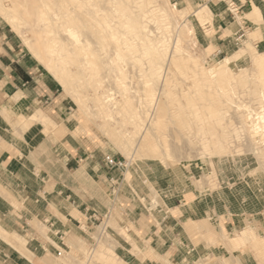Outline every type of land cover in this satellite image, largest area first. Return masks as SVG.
Here are the masks:
<instances>
[{
	"label": "rangeland",
	"instance_id": "1",
	"mask_svg": "<svg viewBox=\"0 0 264 264\" xmlns=\"http://www.w3.org/2000/svg\"><path fill=\"white\" fill-rule=\"evenodd\" d=\"M96 3L0 0L8 59L52 87L0 95V264H264V0H122L115 35ZM66 135L100 157L90 180H63Z\"/></svg>",
	"mask_w": 264,
	"mask_h": 264
},
{
	"label": "crops",
	"instance_id": "2",
	"mask_svg": "<svg viewBox=\"0 0 264 264\" xmlns=\"http://www.w3.org/2000/svg\"><path fill=\"white\" fill-rule=\"evenodd\" d=\"M252 6L253 7L250 9V11L243 13V15L240 16V18L244 19L245 23H250L253 26V24H254L253 21L251 19L247 18V16H245V15H249V13H251L253 16H255V18H258V13L254 10V5H252ZM238 10H239V12H241V10H244L243 4L239 5ZM260 15H261V13H260ZM229 17H230V19H229L230 21H229V23H227V28L231 24L235 23V21H236L235 13H233V11L229 12ZM227 28H224V29L226 30ZM220 33H223V31H221ZM2 34H3V36H2L3 39H1V26H0V95L3 91L5 94L8 95L11 90H14V91L16 90V92L20 91L21 94H23L27 97H30L32 99V101L36 99L35 102L36 101L39 103L44 102V99H47L48 96L51 95V92H52V90H51L52 87L48 84L49 81H47L44 78V73L41 72L39 69H37L36 66H34L32 64H28V65L22 64L21 62H19V60L10 61L8 59V56L15 49H14V47H11V45L7 42L8 37L5 35V32H2ZM217 35H220V34H217ZM218 37H219L218 38L219 40L224 39L225 42H226V39H227V41L229 39L228 34H226L224 37H222V36H218ZM222 44H225V43H221L219 45L222 46ZM46 85H47V87H46ZM68 135H66L64 137V142L66 141L65 143H67V145L64 146L66 153L62 157L63 160H61L63 163L62 162H61L62 164L60 163V167L63 170V177L62 178L67 183L74 184V182L69 178L71 173H69L67 171V173H69V174H67L65 172L66 170L64 171V169L66 168L68 170L69 165L75 164L77 166L75 168V171L78 169V167L80 165L85 166V168L88 172V176H87L88 180H90L91 174H95V170H94L95 166H94L92 159L93 158H100V157H98V156L96 157V155H95L96 153L94 151L92 152V150L87 149L84 139L79 140V143H77V145H73L72 141L68 138ZM44 143L47 145V142H44ZM44 143L39 142L36 145L37 148L35 147L36 148L35 151L37 149H40V147H42V145ZM90 157H93V158H90ZM5 158L8 159V156H6ZM41 160L42 161H48V160L43 159V158ZM76 163L79 165H77ZM105 174L107 175L108 171ZM100 179L102 180V178H100ZM108 180L110 182L112 181L110 179V177H108L106 181L109 182ZM78 185H80V184H78ZM83 185L86 187V189H88L87 190L88 194L87 193H85V194H87L91 199L100 200L98 194H100L101 192H96L97 194H95L91 190L90 184H88V182L84 183ZM88 186L90 188H88ZM32 194H35V193L31 192L30 195H32ZM25 195H27V192ZM67 197H70V195ZM69 203H71L74 206V208H76L80 212L89 210L91 205H92V203L89 201V199H86V200L83 199L82 200L81 198H78V202L76 199H73V201L72 202L69 201ZM58 232H60V230H57V233Z\"/></svg>",
	"mask_w": 264,
	"mask_h": 264
},
{
	"label": "bare ground",
	"instance_id": "3",
	"mask_svg": "<svg viewBox=\"0 0 264 264\" xmlns=\"http://www.w3.org/2000/svg\"><path fill=\"white\" fill-rule=\"evenodd\" d=\"M121 2H122V0H120V2L119 1H116V0H97L96 7L94 8V14H92L93 17L99 16L100 15V12L103 11L104 13L102 15L109 16V19L111 20V22L109 24V28L112 29V34L113 35H115V33H117V32H118V34H124L123 26L125 25V22H126V19H127L128 14H127V7L123 6V4ZM76 17H77L76 24L78 26H80V27L82 26V27H86V28H90L92 26L90 23L87 22V17H84V16L82 17L79 14H77ZM119 28H120V30H118ZM85 34L90 35L93 38H95V40L97 41V44L98 43L100 44L98 46L100 51H102V50H106V51H118V50H120L122 48V45L123 44L127 43V38H128V36L126 34L123 42H118V40H117L115 42L113 41L114 43H110V42H107L106 41L107 36H105L104 37V40H103L102 39V36H99L98 37V34L97 33H90L89 32V33H85ZM52 59L54 60L53 57H52ZM254 63H255V65L259 66L260 69L264 70V57H263V55L262 56L260 55L259 57H256ZM261 101H263V104H264V100H261ZM190 103H192V102H190ZM262 106H264V105H262ZM262 114H264V112ZM263 123H264V120H263ZM182 125L183 124H181V126ZM262 128H264V127H262ZM84 171H86V170H84ZM78 174H81V172L78 171Z\"/></svg>",
	"mask_w": 264,
	"mask_h": 264
},
{
	"label": "built area",
	"instance_id": "4",
	"mask_svg": "<svg viewBox=\"0 0 264 264\" xmlns=\"http://www.w3.org/2000/svg\"><path fill=\"white\" fill-rule=\"evenodd\" d=\"M104 167L108 170L124 166V162L112 154L105 153L103 156Z\"/></svg>",
	"mask_w": 264,
	"mask_h": 264
}]
</instances>
